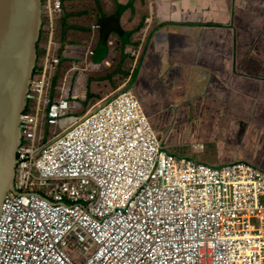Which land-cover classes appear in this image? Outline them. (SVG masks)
I'll list each match as a JSON object with an SVG mask.
<instances>
[{
  "label": "built area",
  "instance_id": "built-area-1",
  "mask_svg": "<svg viewBox=\"0 0 264 264\" xmlns=\"http://www.w3.org/2000/svg\"><path fill=\"white\" fill-rule=\"evenodd\" d=\"M50 12L47 80L29 93L20 194L3 205L0 264H264V170L161 152L149 118L139 102L124 100L133 98L126 92H108L73 116L86 94L68 88V79L52 93L63 1L53 0ZM46 126L56 128L50 139ZM145 131L152 145L142 142Z\"/></svg>",
  "mask_w": 264,
  "mask_h": 264
},
{
  "label": "crops",
  "instance_id": "crops-1",
  "mask_svg": "<svg viewBox=\"0 0 264 264\" xmlns=\"http://www.w3.org/2000/svg\"><path fill=\"white\" fill-rule=\"evenodd\" d=\"M80 1L87 9L72 11L73 18L63 34L70 37L75 32L74 44H69L67 37L60 41L57 36V20L65 9L69 10L67 5L55 20L54 40L60 47L57 53L62 64L52 72L57 82L54 92L68 79V88L86 93L91 89L95 94L91 80L98 75L91 72L103 74L113 66L111 73L105 74L110 82L108 89L134 85L130 90L140 97L156 129L163 128L156 126V119L168 117L161 140L174 150L180 149L176 155L212 166L247 161L264 170V85L261 80L249 79L251 76L231 73L234 65L229 53L236 60L246 40L243 33L234 34V40H239L232 46V35L227 27L223 29L248 8L264 7V0H162L154 16L159 27L155 32L161 38L146 40L126 81L117 87L116 78L123 73L117 61H129L127 54L140 45L133 43V37H141V29L132 34L124 24L129 20L141 22L145 11L152 13L150 1L139 0L131 12L128 9L136 0L116 2L113 8H107L104 0ZM50 36L51 26L43 58L45 70ZM111 42L117 44L115 55L111 54ZM74 65L79 69L74 70ZM172 104L177 107L172 109ZM176 128L181 130L180 135Z\"/></svg>",
  "mask_w": 264,
  "mask_h": 264
},
{
  "label": "water",
  "instance_id": "water-1",
  "mask_svg": "<svg viewBox=\"0 0 264 264\" xmlns=\"http://www.w3.org/2000/svg\"><path fill=\"white\" fill-rule=\"evenodd\" d=\"M43 7V0H0V218L4 200L14 189L23 112L39 60ZM227 24L223 29L232 35L230 45L239 40L234 34L243 33L246 40L236 60L229 53L231 73L264 85V7L248 8Z\"/></svg>",
  "mask_w": 264,
  "mask_h": 264
},
{
  "label": "rangeland",
  "instance_id": "rangeland-1",
  "mask_svg": "<svg viewBox=\"0 0 264 264\" xmlns=\"http://www.w3.org/2000/svg\"><path fill=\"white\" fill-rule=\"evenodd\" d=\"M52 1L53 0H47L46 4H44V7H43V19H45V17H46L47 20H46V23L44 26V32H43L44 41L41 43L42 46L45 45L46 39H47L48 34H49V26H51V22H52V20H51L52 16H51V12H50ZM62 1H63V7L65 5H67L69 7L70 12H72V11L75 12V11L87 9L86 6H82L79 4L82 2L80 0H72V1L62 0ZM120 1H125V0H104V2L107 4V8H113V6L116 4V2L120 3ZM149 1H150L149 8H150L152 13H150V12L147 13L145 11V13L141 19V22H132L129 20V21H127V24H124L125 26H127L130 29V32L133 31L132 34H135L136 30L141 29V37L140 38H134L133 37V43L134 44H136V43L145 44L146 40H148V39H150L149 41L154 42V41L161 38L160 36L157 37L158 31L155 32V29H158L159 27L157 26L158 23H155V21H154V16H157L156 13H159V11L161 9L162 0H149ZM87 3H88V1H85V4H87ZM138 3H139V0H136L134 3V6L129 7L128 12H131L132 9H135L136 6L138 5ZM171 24H173V23H171ZM122 25H123V23H122ZM67 54L69 56H71L72 53L68 52ZM112 67L104 73L110 74L112 71ZM40 70H42V71H40ZM35 72H36V79L37 80H39V81H42L45 79L47 80L46 70L43 67V57H41V59L39 57ZM91 74L95 76V75H101L102 73L91 72ZM127 76H128V71L125 72L124 74H122L120 72L119 78L118 79L116 78V82L114 85L117 87L119 84L124 83L126 81ZM91 83H93V86L96 89V93L101 94V92L104 93V91L109 88L108 83H110V82H109V78H107V81H103V80L101 81V78L99 79V76H95V78H92ZM56 84H57L56 80L53 79L52 86H51V90H52L53 95L57 94V92H54V87L56 86ZM70 84H72V77L70 79ZM127 88L128 89H134L135 87H134V85L130 84L129 86H127ZM90 93L93 94L91 92V89H90ZM96 93L93 94V96H89V99L97 100L100 96H96ZM79 102L83 105H79V108H81V109L78 111H74L73 115L78 116V115L83 114L85 112V110H90V111L92 110V108H89L87 106L88 105L87 102L83 101L82 99ZM156 120H157L156 126L158 128L161 126L163 127V128L158 129V134L160 135V137L164 136V130H165L164 127H165V123L168 121V117H162V118H159ZM176 130H179L177 134L180 135L181 130L179 128H176ZM57 132H59V130H57ZM44 133H45L46 138L50 139V138H52V136L55 135L56 128L54 126H46V127H44ZM167 147H164L162 145V148L170 154H173V152H174V155H175V154H178V152H180V149L174 150L170 146H167ZM75 254H76V258H75L76 262H79L78 258H80V259L84 258V255L81 253V251L78 248L75 249Z\"/></svg>",
  "mask_w": 264,
  "mask_h": 264
},
{
  "label": "clouds",
  "instance_id": "clouds-1",
  "mask_svg": "<svg viewBox=\"0 0 264 264\" xmlns=\"http://www.w3.org/2000/svg\"><path fill=\"white\" fill-rule=\"evenodd\" d=\"M114 44V43H113ZM112 47V49H113V51H112V55H115V53H116V50H117V44L114 46H111ZM143 47H144V44H140L139 45V48L136 50V51H134L133 53H131V54H127V56H128V58H129V61H130V63H131V69H132V64L135 62V59H136V57L137 58H139L140 56H141V54H142V51H143ZM126 51H127V47H126ZM130 69V70H131ZM98 72V71H97ZM105 72V71H104ZM100 73H102V72H100ZM105 74H107V73H103V74H101V75H98L99 76V79L101 78V81L103 80V81H107V76L105 75ZM101 76V77H100ZM126 89H127V87H124V88H119V89H115L114 91H112V90H110V89H107V90H105L104 91V93H102L101 92V94H98V93H96V96H100L97 100H93V99H89L88 100V98H89V96H91V93H90V91H88L87 93H86V91H85V98L84 99H82L83 101H85V102H87L88 103V107L89 108H92V110H93V108H94V105H95V103L96 102H98L99 100H101V98L103 97V95H105L106 93H114V94H116V96H118L119 94H117V93H115V92H119V93H125L126 92ZM138 96V95H137ZM139 97V96H138ZM140 98V97H139ZM94 101V102H93ZM141 103H142V101H141ZM79 105H83V104H81L80 102H79V104H78V109H76V110H74V111H78V110H80L81 108H79ZM177 107V104L175 105V104H172L171 105V108L173 109H175L176 107ZM143 108V110H144V107H142ZM91 110V111H92ZM90 110H85V112L83 113V114H81V115H78V116H83L84 114H86L87 112H89ZM144 112H145V110H144ZM145 114H146V112H145ZM72 115H73V113H72ZM73 116H77V115H73ZM146 116L149 118V116L146 114ZM149 122H150V125H151V128H152V130H153V132H154V134L156 135V137H157V139H158V141H157V143H158V150H160L161 152H164V153H166V154H168V155H171L170 153H168V152H166L163 148H162V145L164 146V147H167V145H165L163 142H162V140H161V137H160V135L158 134V129H156V127H154V125H153V123H152V120H151V118H149ZM168 148V147H167ZM172 155H174V153L172 154ZM175 156H180V155H176L175 154ZM185 157V156H184ZM236 162H240V161H236ZM234 163V162H233ZM251 163V162H250ZM229 164H231V163H229ZM253 164V163H252ZM254 165V164H253ZM256 166V165H255ZM256 167H258V166H256ZM258 168H260V167H258ZM261 169V168H260ZM263 170V169H262Z\"/></svg>",
  "mask_w": 264,
  "mask_h": 264
},
{
  "label": "trees",
  "instance_id": "trees-1",
  "mask_svg": "<svg viewBox=\"0 0 264 264\" xmlns=\"http://www.w3.org/2000/svg\"><path fill=\"white\" fill-rule=\"evenodd\" d=\"M46 1L47 0H43L44 4H46ZM72 18H73L72 12H70L68 9H65V11L63 12V14L59 18V20H57V28H58L57 36H58V40L63 41L65 39V37H67L68 38L67 41L69 42V44H74L77 41V37H76V33L75 32L70 37H68L66 35L65 36L63 35L65 33V31H66V28L68 27L66 23L69 22ZM46 20L47 19L45 17L44 25H43V28H42L41 38H40V41H39V44H38V50H39L38 54H39L40 59H41V57L44 58L45 52H46V45L48 43V41L46 39L45 45H43V46L41 45V43L44 41L43 32H44V26H45ZM70 46H72V45H70ZM120 65H121V68L123 70L122 74H124L127 71L129 72L130 69H131L130 61H123V63L122 62L120 63V60H118L117 61V68ZM34 77H36V72L35 71H34ZM91 96H93V94H91ZM88 100H89V98H88Z\"/></svg>",
  "mask_w": 264,
  "mask_h": 264
},
{
  "label": "bare ground",
  "instance_id": "bare-ground-1",
  "mask_svg": "<svg viewBox=\"0 0 264 264\" xmlns=\"http://www.w3.org/2000/svg\"><path fill=\"white\" fill-rule=\"evenodd\" d=\"M35 81H37V79H36V77H34L33 76V79H32V82H31V84H30V89H29V92H28V94H27V100H28V102H27V106H26V108H25V110H24V112H23V118H24V116L25 115H27V114H29V113H31L32 112V110H31V108H30V106H31V102H30V100H29V93H30V91H31V89H32V86H33V83L35 82ZM43 85L45 86V83H43ZM126 93H129V95H131V96H133V98H129V96H126V97H124V100H128V104L130 105V106H133V107H135L136 108V106L138 105L137 103L139 102L140 103V106L142 107V105H141V101L139 100V98L135 95V93L132 91V90H130V89H126ZM146 115V114H145ZM23 118H22V123H21V128H22V141H21V144H20V147H19V149L25 144V138H24V129H23ZM146 126V123L144 122L143 123V125H142V129L143 130H146L147 128L145 127ZM148 127V126H147ZM150 135H152V132L151 131H145V135L144 136H141V140H142V142H145L146 144H148V145H152V143L149 141V136ZM106 145H102V147H105ZM18 153H19V150H18ZM17 166H16V174H15V181H14V189L13 190H11V191H9V193L7 194V196H6V198L10 195V194H14V195H19L20 193H19V191L17 190V183H18V178H17V171H18V166H19V157H18V159H17ZM6 198H5V200H6ZM5 200H4V202H5ZM3 205H4V203H3ZM2 212H3V206H2ZM1 216H2V213H1ZM0 220H1V218H0Z\"/></svg>",
  "mask_w": 264,
  "mask_h": 264
}]
</instances>
